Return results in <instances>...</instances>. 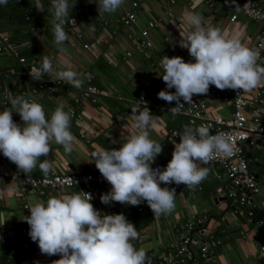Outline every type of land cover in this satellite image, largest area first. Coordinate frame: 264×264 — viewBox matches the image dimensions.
<instances>
[{
    "label": "crops",
    "instance_id": "1",
    "mask_svg": "<svg viewBox=\"0 0 264 264\" xmlns=\"http://www.w3.org/2000/svg\"><path fill=\"white\" fill-rule=\"evenodd\" d=\"M133 1L136 20L131 25L123 23L124 13ZM75 2V3H74ZM37 0H30L31 12L27 25L18 31L17 42L9 41L15 33L11 26L0 31V111L11 108V100L16 96L28 94L34 97L44 108L46 119H50L55 108L64 104L65 111L72 115L70 130L74 136L73 151L64 152L63 146L54 141L50 144L47 157H41L51 164L58 173H87L98 169L92 161V153L98 148L111 150L120 147L124 138L135 129L131 108L135 104L147 106L154 118L151 138L162 144V152L154 162H164L172 158L174 144L179 142L187 125L186 118L173 111L176 105L158 98V92L167 89L162 79L161 59L164 55H179L186 62L193 60L183 43L182 34L188 31L183 16L188 11L202 15L206 23L222 28L229 35H236L241 42L251 47L260 25L238 14L230 21L231 8L224 0H125L114 13L97 12L94 0H69L74 3L70 16L64 25L68 41L64 45L54 43L53 15L50 0H39L44 11L34 6ZM196 7L193 9V5ZM149 21L154 26L148 30L151 46L141 51L136 49L140 31ZM7 38L5 45L1 38ZM87 45V46H85ZM63 47L66 51H60ZM27 52V54H22ZM127 52H130L127 55ZM44 56L56 64L64 58H70L74 69L85 75L81 89H75L64 81L58 80L54 73H45L42 79L53 83L50 90H37L30 93L36 80L20 75L22 68L38 67ZM24 57L25 62H19ZM94 85L107 91V95L90 93L86 88ZM211 87V86H210ZM255 88L249 91L251 98ZM228 95L226 90L215 89L204 96L206 113L210 117H227L232 111L230 102H223ZM143 96L142 101L139 98ZM264 101V99H263ZM264 108V102H263ZM19 124L23 122L18 113H12ZM177 130L173 140H163L171 130ZM209 174L194 189L184 184H170L176 191L175 208L169 214L154 216L150 211L138 212L132 205L120 207L112 214L122 213L136 227L139 238L131 241L137 249L157 252L159 255L167 245L180 236L177 228L188 218L194 216L204 219L208 232H212L222 241L220 246L211 250L210 264H254L258 259V248L264 240V184H260V194H250L249 210L230 199L227 194L231 186L223 169L216 164L205 166ZM255 167V166H254ZM261 166H256L259 170ZM17 168V166H16ZM43 172L39 166L30 175L38 176ZM110 184L100 187V196L110 190ZM78 187L62 189H43L36 193L21 194L16 182L0 176V227L24 226V218L30 215L25 208L33 201H44L62 193L79 192ZM100 204L101 202L99 197ZM91 203H93L91 201ZM95 203H93L94 205ZM5 220L4 224L2 223ZM34 246L38 247L37 243ZM58 255L42 254L39 247L22 264H52ZM191 264H197L195 262Z\"/></svg>",
    "mask_w": 264,
    "mask_h": 264
},
{
    "label": "clouds",
    "instance_id": "2",
    "mask_svg": "<svg viewBox=\"0 0 264 264\" xmlns=\"http://www.w3.org/2000/svg\"><path fill=\"white\" fill-rule=\"evenodd\" d=\"M8 0H0L7 4ZM97 12L114 13L125 0H94ZM75 3V2H74ZM74 3L69 0H50L53 15L54 43L64 45L69 37L64 29ZM44 11L37 0L34 5ZM196 5H193V9ZM188 31L182 34L183 43L193 60L181 56H162V78L167 89L158 98L169 104L175 102L174 113L183 104L192 103L194 95H205L211 85L219 90L250 91L264 84V66L258 64V53L245 46L236 35H229L222 28L206 23L195 11L184 14ZM64 52L66 49L60 48ZM45 73H54L58 80L75 89H81L90 75L74 69L70 58L54 65L44 56L39 68L33 67L30 76L40 81ZM19 114L18 124L12 113ZM134 131L126 136L120 147L111 150L98 148L92 153V161L111 185L101 194L104 204L112 201L136 206L147 202L154 216L169 214L175 208L174 188L161 184H184L190 189L202 183L209 174L208 164L218 155L230 157L235 146L225 133L210 134L207 127L185 126L179 142L174 144L172 158L163 169L151 164L162 152V144L151 138L154 118L147 106L135 104L131 108ZM72 115L64 104L56 106L50 119H46L43 106L23 95L11 100V108L0 111V152L17 166L19 172L29 176L39 166L47 174L51 164L47 157L51 142L63 146L64 152L73 151L74 136L70 130ZM91 193H62L50 197L47 202L33 201L27 209L30 215L24 220L29 225V236L38 244L42 254L58 255L52 264H150L144 248L137 249L131 241L139 238L134 224L124 214H101L94 208ZM5 220L2 222L4 224Z\"/></svg>",
    "mask_w": 264,
    "mask_h": 264
},
{
    "label": "built area",
    "instance_id": "3",
    "mask_svg": "<svg viewBox=\"0 0 264 264\" xmlns=\"http://www.w3.org/2000/svg\"><path fill=\"white\" fill-rule=\"evenodd\" d=\"M173 3L175 0H169ZM233 11L230 16V21H234L238 14H242L245 18L255 24L260 25L258 32L255 35L254 43L251 49L258 53V64L264 66V0H224ZM138 7V2L133 1L131 7L124 13L122 20L126 25H131L135 22V8ZM154 26L153 21L147 23V27L140 31V37L136 45L138 51L151 46L148 39V30ZM7 38H1V43L5 45ZM87 46V45H85ZM130 52H127L129 55ZM175 56V55H170ZM19 62L24 63L25 58L19 57ZM42 64V63H41ZM39 65L37 68H39ZM30 68H22L20 75L26 78L30 76ZM163 79V78H162ZM53 88V83L41 79L36 81L30 93H35L37 90H50ZM216 87L211 85L210 91L214 92ZM228 95L222 97L223 102L232 104V111L229 116H214L210 117L206 113V105L204 96L194 95L192 103H185L180 108L178 113L183 115L190 127L204 126L209 128L210 134L225 133L229 135L235 146V153L230 157L218 155L213 158L208 164H200L199 167H205L210 164H216L221 167L228 178L231 190L227 196L236 201L240 206H245L250 203V194H260V184H264V84L258 85L252 93L251 98H248L249 91L236 92L235 90L227 89ZM96 93L107 95V91L99 89L94 85L86 88L85 95ZM26 99H34L31 94L25 96ZM143 96L139 98L140 101ZM38 102L36 99H34ZM39 103V102H38ZM176 108V107H175ZM19 124V122H17ZM178 136L177 130H171L167 135L162 137L163 140L171 141ZM247 148H253L260 151V156H254L252 163L245 155L244 151ZM171 159V158H170ZM169 159V160H170ZM169 160L164 162H153L152 168H165ZM261 166L260 170H251V166ZM257 174V176H256ZM0 176L16 182L23 193L41 192L43 189H62L78 187L80 191L91 193L93 196V205L101 214L112 213L119 202L112 201L109 204H100V187L104 184H109L102 177L99 170L97 172L87 173H58L50 169L45 174L38 176H27L19 172L16 165L9 161L2 152H0ZM161 187H169V185L161 184ZM26 208L27 205L25 204ZM138 212L145 210L151 211L147 202H142L134 206ZM180 236L177 240L167 245V250L161 252L158 256L164 264H210L211 250L220 246L222 241L212 232H208L204 225V219L194 216L185 220L179 228ZM29 236V225L0 227V244L11 241L15 237ZM258 259L254 264H264V240L258 248ZM150 263L153 258L149 257Z\"/></svg>",
    "mask_w": 264,
    "mask_h": 264
},
{
    "label": "trees",
    "instance_id": "4",
    "mask_svg": "<svg viewBox=\"0 0 264 264\" xmlns=\"http://www.w3.org/2000/svg\"><path fill=\"white\" fill-rule=\"evenodd\" d=\"M30 8V0H8L7 4H0V31L3 28L5 29L11 26L15 32L9 41L17 42V37L20 36V34L17 35L19 33L18 30L27 25V19L31 12ZM22 54L25 55L27 52H23ZM244 153L250 159L249 163L251 164L253 162V157L255 155L260 156L261 152L253 148H247ZM124 206L126 205H117L112 213ZM244 207L247 210L250 208L249 205H245ZM34 243L36 242L32 241L30 236L15 237L11 241L1 243L0 264H22L23 261L25 262L30 257V254L38 248L34 246ZM133 245L135 247V244ZM165 250H167V248ZM147 256L153 258V262L150 264H164L161 262L157 252H147Z\"/></svg>",
    "mask_w": 264,
    "mask_h": 264
},
{
    "label": "water",
    "instance_id": "5",
    "mask_svg": "<svg viewBox=\"0 0 264 264\" xmlns=\"http://www.w3.org/2000/svg\"><path fill=\"white\" fill-rule=\"evenodd\" d=\"M254 169H255V167H254V166H251V170H254ZM260 169H261V168H260ZM260 169H259V170H260ZM256 176H257V174H256ZM231 188H232L231 186L228 187L229 190H231Z\"/></svg>",
    "mask_w": 264,
    "mask_h": 264
},
{
    "label": "rangeland",
    "instance_id": "6",
    "mask_svg": "<svg viewBox=\"0 0 264 264\" xmlns=\"http://www.w3.org/2000/svg\"><path fill=\"white\" fill-rule=\"evenodd\" d=\"M262 199L264 200V197H262Z\"/></svg>",
    "mask_w": 264,
    "mask_h": 264
}]
</instances>
